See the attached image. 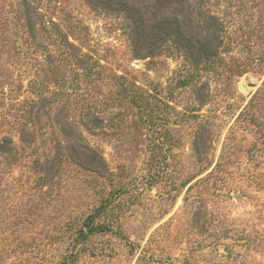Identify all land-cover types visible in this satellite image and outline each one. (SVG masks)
Here are the masks:
<instances>
[{"label": "rangeland", "instance_id": "rangeland-1", "mask_svg": "<svg viewBox=\"0 0 264 264\" xmlns=\"http://www.w3.org/2000/svg\"><path fill=\"white\" fill-rule=\"evenodd\" d=\"M0 264H264V0H0Z\"/></svg>", "mask_w": 264, "mask_h": 264}]
</instances>
